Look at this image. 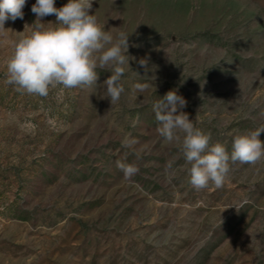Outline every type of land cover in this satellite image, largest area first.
<instances>
[{"label": "rangeland", "instance_id": "rangeland-1", "mask_svg": "<svg viewBox=\"0 0 264 264\" xmlns=\"http://www.w3.org/2000/svg\"><path fill=\"white\" fill-rule=\"evenodd\" d=\"M35 2L0 35V264H264V159L230 163L222 188L195 190L154 112L175 90L187 101L178 113L229 153L234 136L264 126V0H93L100 26L128 35L112 105L107 70L47 97L5 82ZM118 161L138 173L126 179Z\"/></svg>", "mask_w": 264, "mask_h": 264}, {"label": "clouds", "instance_id": "clouds-1", "mask_svg": "<svg viewBox=\"0 0 264 264\" xmlns=\"http://www.w3.org/2000/svg\"><path fill=\"white\" fill-rule=\"evenodd\" d=\"M93 0H68L60 8L55 0H36L31 11L36 16L32 30L12 43V52L6 61V83L21 94L47 97L50 88L65 89L97 84V69L111 72L103 85L111 105L119 101L124 92L120 81L129 66L128 35L120 33L114 40L111 31H105L95 15L89 14ZM27 0H0V35L8 20L23 19ZM54 15L56 26L45 27L42 18ZM147 70V61H139ZM143 85L135 88L143 91ZM187 101L175 90L167 92L154 104L159 135L168 143L181 146L189 183L195 190L213 184L222 188L230 172V163L255 164L264 159V141L260 135L264 126L234 136L229 153L221 143L210 144L211 137L194 126L183 109ZM10 121L16 118L9 113ZM52 123L51 121H49ZM21 130L32 132L36 125L30 121L19 123ZM180 133L183 134L181 137ZM133 141L126 140L125 147ZM126 179L138 173L133 164L117 162Z\"/></svg>", "mask_w": 264, "mask_h": 264}]
</instances>
